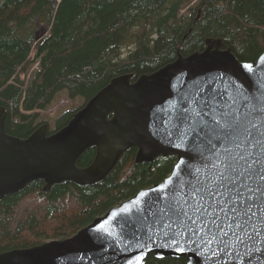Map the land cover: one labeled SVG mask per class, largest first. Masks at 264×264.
<instances>
[{"label":"trees","instance_id":"16d2710c","mask_svg":"<svg viewBox=\"0 0 264 264\" xmlns=\"http://www.w3.org/2000/svg\"><path fill=\"white\" fill-rule=\"evenodd\" d=\"M208 38L222 39L241 61H257L264 53V0H0V106L8 112L7 131L27 138L43 123L50 128L44 112L60 92L82 97L49 133L59 130L114 77L154 72L179 52L204 50ZM137 152L128 149L95 185L66 182L45 191V181L36 180L3 197L0 252L75 235L166 179L177 162L170 155L136 163ZM96 153L88 149L78 165L89 166ZM186 261L150 255L145 264Z\"/></svg>","mask_w":264,"mask_h":264},{"label":"water","instance_id":"95a60500","mask_svg":"<svg viewBox=\"0 0 264 264\" xmlns=\"http://www.w3.org/2000/svg\"><path fill=\"white\" fill-rule=\"evenodd\" d=\"M206 43L204 50L190 55L179 52L177 59L154 72L114 77L67 125L52 133L47 123L27 138L8 133V112L0 106V200L36 180L45 181V191L66 182L100 183L132 147L138 148L136 163L177 157L166 179L112 207L75 235L0 252V264H145L150 255L185 257L186 264H264V234L245 236L244 243L231 237L227 251L215 244L200 247L187 234L177 247L164 235L170 231L168 201L156 197L166 195L177 178L185 179L181 172L185 164L200 167L195 152L184 144L175 146L179 137L190 142L184 133L191 135L187 117L198 110L194 101L226 93L237 98L235 107L241 113L264 112V53L255 62H244L222 39L208 38ZM244 100L247 108L240 107ZM91 148L97 149L95 159L87 167L79 166V159ZM257 229L264 233V224Z\"/></svg>","mask_w":264,"mask_h":264},{"label":"snow or ice","instance_id":"6c2138e0","mask_svg":"<svg viewBox=\"0 0 264 264\" xmlns=\"http://www.w3.org/2000/svg\"><path fill=\"white\" fill-rule=\"evenodd\" d=\"M236 100L213 93L194 101L198 110L187 117L191 135L184 133L190 142L179 137L175 145L200 157V167L185 164V179L177 178L166 195L156 197L168 201L170 231L164 235L177 247L186 234L193 244L223 251L231 237L244 243L245 236L264 234L257 229L264 224V112L241 113ZM247 105L244 100L240 107Z\"/></svg>","mask_w":264,"mask_h":264},{"label":"rangeland","instance_id":"374dc122","mask_svg":"<svg viewBox=\"0 0 264 264\" xmlns=\"http://www.w3.org/2000/svg\"><path fill=\"white\" fill-rule=\"evenodd\" d=\"M185 11L186 9H184L183 12ZM129 51L130 50L127 49L126 54L127 52L129 53ZM83 102L84 99L82 97L71 99L66 91L60 92L56 97L54 104H52V106L44 112V115L50 119L48 122L51 126L50 129H55V119L58 118L62 113L68 109L79 107Z\"/></svg>","mask_w":264,"mask_h":264}]
</instances>
